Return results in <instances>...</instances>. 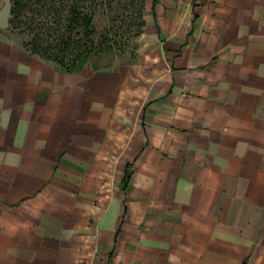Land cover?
<instances>
[{"label":"crops","instance_id":"0c3cea01","mask_svg":"<svg viewBox=\"0 0 264 264\" xmlns=\"http://www.w3.org/2000/svg\"><path fill=\"white\" fill-rule=\"evenodd\" d=\"M6 31L0 264H264V0H145L89 71Z\"/></svg>","mask_w":264,"mask_h":264},{"label":"rangeland","instance_id":"374dc122","mask_svg":"<svg viewBox=\"0 0 264 264\" xmlns=\"http://www.w3.org/2000/svg\"><path fill=\"white\" fill-rule=\"evenodd\" d=\"M4 0H0V7ZM75 0H21L10 12L8 36L22 48L54 64L63 55L61 68L70 66L85 51L83 39L75 38L65 49L69 7ZM91 18L95 50L80 71L111 67L132 61L138 50L145 0H81ZM58 65V64H56ZM59 67V66H58Z\"/></svg>","mask_w":264,"mask_h":264},{"label":"trees","instance_id":"16d2710c","mask_svg":"<svg viewBox=\"0 0 264 264\" xmlns=\"http://www.w3.org/2000/svg\"><path fill=\"white\" fill-rule=\"evenodd\" d=\"M20 2L21 0H11V13H15V11H17V9L20 7ZM81 4V0H75L69 7V15L66 24L67 32L65 34L63 44L66 49L70 46L71 42L75 38L83 39L86 43V49L74 62V64L66 66L65 68L63 67L65 70L80 71L81 68L90 60L93 52H95V50L92 48V36L95 30L91 23L90 16L84 12ZM56 62L58 65H55L61 68L63 65V55L57 56Z\"/></svg>","mask_w":264,"mask_h":264},{"label":"water","instance_id":"95a60500","mask_svg":"<svg viewBox=\"0 0 264 264\" xmlns=\"http://www.w3.org/2000/svg\"><path fill=\"white\" fill-rule=\"evenodd\" d=\"M11 12V0H4L0 7V28H7Z\"/></svg>","mask_w":264,"mask_h":264}]
</instances>
